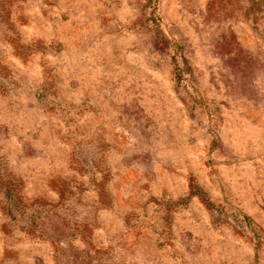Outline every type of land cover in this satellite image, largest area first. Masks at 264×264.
Listing matches in <instances>:
<instances>
[{
	"label": "rangeland",
	"instance_id": "1",
	"mask_svg": "<svg viewBox=\"0 0 264 264\" xmlns=\"http://www.w3.org/2000/svg\"><path fill=\"white\" fill-rule=\"evenodd\" d=\"M0 264H264V0H0Z\"/></svg>",
	"mask_w": 264,
	"mask_h": 264
},
{
	"label": "trees",
	"instance_id": "2",
	"mask_svg": "<svg viewBox=\"0 0 264 264\" xmlns=\"http://www.w3.org/2000/svg\"><path fill=\"white\" fill-rule=\"evenodd\" d=\"M209 204V203H208Z\"/></svg>",
	"mask_w": 264,
	"mask_h": 264
}]
</instances>
